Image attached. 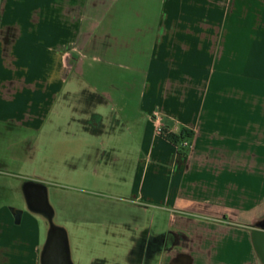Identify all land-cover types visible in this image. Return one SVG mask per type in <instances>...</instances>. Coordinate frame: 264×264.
<instances>
[{
    "label": "crops",
    "instance_id": "obj_1",
    "mask_svg": "<svg viewBox=\"0 0 264 264\" xmlns=\"http://www.w3.org/2000/svg\"><path fill=\"white\" fill-rule=\"evenodd\" d=\"M0 127L128 162L134 197L169 213L144 262L264 264V0H0ZM23 210L0 205V264H40Z\"/></svg>",
    "mask_w": 264,
    "mask_h": 264
},
{
    "label": "rangeland",
    "instance_id": "obj_2",
    "mask_svg": "<svg viewBox=\"0 0 264 264\" xmlns=\"http://www.w3.org/2000/svg\"><path fill=\"white\" fill-rule=\"evenodd\" d=\"M109 67L116 73L118 66ZM121 68L123 73L130 72ZM67 115L60 119L63 126ZM37 137L33 131L0 127L4 161L0 166V205L27 211L22 184L26 180L44 183L55 210L54 220L67 230L74 264H149L144 260L151 252L148 241L155 237L153 225L157 232H164L169 213L143 206L134 197L129 163L106 166L86 157L87 150L77 142L58 143L49 135L48 143H38ZM32 215L43 246L48 221L42 215Z\"/></svg>",
    "mask_w": 264,
    "mask_h": 264
},
{
    "label": "water",
    "instance_id": "obj_3",
    "mask_svg": "<svg viewBox=\"0 0 264 264\" xmlns=\"http://www.w3.org/2000/svg\"><path fill=\"white\" fill-rule=\"evenodd\" d=\"M22 192L29 211L42 215L48 221V232L45 244L40 252V264H74L70 252L67 230L56 224L55 210L48 197V190L44 183L26 180L22 184ZM18 224L22 220L24 210L10 207ZM253 243L258 255L264 262V226L253 231Z\"/></svg>",
    "mask_w": 264,
    "mask_h": 264
},
{
    "label": "trees",
    "instance_id": "obj_4",
    "mask_svg": "<svg viewBox=\"0 0 264 264\" xmlns=\"http://www.w3.org/2000/svg\"><path fill=\"white\" fill-rule=\"evenodd\" d=\"M160 136L166 138L171 143L176 145L180 151L186 152L188 150V147L183 146V142L185 140H188L191 142L192 137L194 136V131L190 129H183L182 132L175 133V132L168 130L167 128H163Z\"/></svg>",
    "mask_w": 264,
    "mask_h": 264
},
{
    "label": "built area",
    "instance_id": "obj_5",
    "mask_svg": "<svg viewBox=\"0 0 264 264\" xmlns=\"http://www.w3.org/2000/svg\"><path fill=\"white\" fill-rule=\"evenodd\" d=\"M163 128H164L163 126H159V127H158L157 132H158L159 135L161 134ZM183 146H185V147H189V146H191V142L188 141V140H185V141L183 142Z\"/></svg>",
    "mask_w": 264,
    "mask_h": 264
},
{
    "label": "flooded vegetation",
    "instance_id": "obj_6",
    "mask_svg": "<svg viewBox=\"0 0 264 264\" xmlns=\"http://www.w3.org/2000/svg\"><path fill=\"white\" fill-rule=\"evenodd\" d=\"M264 222H262V224H263ZM167 239V238H166ZM165 238H163V239H159V240H166ZM148 243H149V247H151V252H152V250H153V248H154V240H150V241H148ZM150 252V253H151Z\"/></svg>",
    "mask_w": 264,
    "mask_h": 264
}]
</instances>
